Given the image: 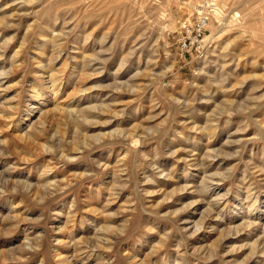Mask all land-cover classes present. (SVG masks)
Wrapping results in <instances>:
<instances>
[{
    "label": "rangeland",
    "instance_id": "rangeland-1",
    "mask_svg": "<svg viewBox=\"0 0 264 264\" xmlns=\"http://www.w3.org/2000/svg\"><path fill=\"white\" fill-rule=\"evenodd\" d=\"M190 1L0 0V264H264V0Z\"/></svg>",
    "mask_w": 264,
    "mask_h": 264
},
{
    "label": "built area",
    "instance_id": "built-area-1",
    "mask_svg": "<svg viewBox=\"0 0 264 264\" xmlns=\"http://www.w3.org/2000/svg\"><path fill=\"white\" fill-rule=\"evenodd\" d=\"M191 18L184 21L180 28L178 44L182 50H202L205 46V31L211 14L215 9L222 11L218 0H202L193 6Z\"/></svg>",
    "mask_w": 264,
    "mask_h": 264
},
{
    "label": "bare ground",
    "instance_id": "bare-ground-1",
    "mask_svg": "<svg viewBox=\"0 0 264 264\" xmlns=\"http://www.w3.org/2000/svg\"><path fill=\"white\" fill-rule=\"evenodd\" d=\"M192 1H193V0H192ZM192 1H190L189 4L194 6V3H195V2L193 3ZM197 1H198V0H197ZM224 1H225V0H219L218 3H220L221 5H223V4H224ZM225 5H226V4H225ZM234 15L236 16V15H241V14H240V13H235ZM235 16H234V17H235ZM221 18H222V17H221V11H219L218 9H215V10L212 12V14H211L210 20L208 21L207 28H206V33H205V38L208 37V39H212V40H213V39H214L213 37H217V38L220 37V35H221L222 32L224 31L223 28L226 26V24H228V23H229V24H230V23L232 24V22L227 21L228 19H225V21H223L224 19H221ZM235 18H237V17H235ZM231 20H232V19H231ZM231 20H230V21H231ZM236 20H237V19H236ZM214 21H215V22L218 21V24L220 23V21H223V22H221V26L219 25L220 27H219V26L216 27ZM233 22H234V20H233ZM242 24H243V23H242ZM242 24H241V25H242ZM246 24H247V23H246ZM208 29H209V30H208ZM207 31H208V36L206 37ZM211 31H212V33L210 34ZM4 73H5V71H4ZM5 74H6V73H5ZM87 112H88V111H87ZM87 114H89V113H87ZM85 115H86V114H85ZM85 115H84V116H85ZM76 118L78 119V117H75V119H76ZM86 118H87V117H86ZM77 119H76V120H77ZM80 121H81V120L78 119V120H77V124H80ZM81 122H82V121H81ZM135 142H136V141H135ZM4 183H5V182H4ZM2 184H3V183H2ZM250 224H251V223H250Z\"/></svg>",
    "mask_w": 264,
    "mask_h": 264
}]
</instances>
